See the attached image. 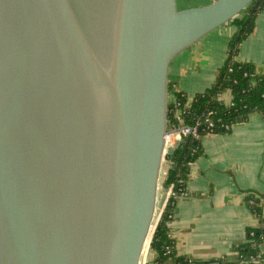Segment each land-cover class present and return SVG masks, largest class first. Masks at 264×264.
I'll use <instances>...</instances> for the list:
<instances>
[{"label": "water", "instance_id": "obj_1", "mask_svg": "<svg viewBox=\"0 0 264 264\" xmlns=\"http://www.w3.org/2000/svg\"><path fill=\"white\" fill-rule=\"evenodd\" d=\"M251 1L0 0V264H140L170 61Z\"/></svg>", "mask_w": 264, "mask_h": 264}, {"label": "crops", "instance_id": "obj_2", "mask_svg": "<svg viewBox=\"0 0 264 264\" xmlns=\"http://www.w3.org/2000/svg\"><path fill=\"white\" fill-rule=\"evenodd\" d=\"M180 1L181 8H186L213 0ZM233 30V25L226 22L170 61L168 80L174 90L186 94L188 102L215 80ZM235 58L252 63L257 71L264 69V10L257 15L252 32L241 42ZM223 95L230 98L229 91ZM199 144L202 152L190 164L187 193L174 206L170 237L176 255L220 264L234 259V248L244 241L247 228L260 224L246 199L250 193H264V115L253 111L228 132L201 136ZM163 166L167 169V163ZM165 197L164 188L158 201ZM261 217L264 220V206ZM259 254L251 264H264V241L259 244ZM145 264L153 263L148 260Z\"/></svg>", "mask_w": 264, "mask_h": 264}, {"label": "trees", "instance_id": "obj_3", "mask_svg": "<svg viewBox=\"0 0 264 264\" xmlns=\"http://www.w3.org/2000/svg\"><path fill=\"white\" fill-rule=\"evenodd\" d=\"M264 10V0H252L244 10L232 18L230 22L234 30L227 42L226 56L218 68L215 80L202 92L196 93L188 103L186 94L174 90L168 83L169 92L173 93L184 124L193 125L197 120L200 137L208 131V123H212V133H224L237 122L246 120L249 113L256 111L264 115V69L257 71L250 62L236 60L241 42L252 32L257 15ZM229 91L231 104H224L218 94ZM173 106L168 104V123L176 121L171 112ZM174 119V120H173ZM227 126V128H226ZM199 138L191 135L183 137L173 154L167 155L166 176L161 183L163 188L172 185L175 195L170 196L164 206L151 235L149 243L150 260L153 264H185L189 258L175 253L173 240L170 237V221L174 214V206L181 192H186V181L190 172V164L202 152ZM247 202L259 219V225L249 227L244 241L235 246L234 259L220 261V264H251L260 256L259 244L264 241V220L261 210L264 206V193H250ZM209 262H203L209 264Z\"/></svg>", "mask_w": 264, "mask_h": 264}, {"label": "built area", "instance_id": "obj_4", "mask_svg": "<svg viewBox=\"0 0 264 264\" xmlns=\"http://www.w3.org/2000/svg\"><path fill=\"white\" fill-rule=\"evenodd\" d=\"M224 92H221V93L218 94L219 98L224 102V104H226V105L231 104V98H232L231 94H230V98L227 100V99L224 98V95H223ZM169 103H171V105L173 106L171 108L172 116L178 122L171 123V124L168 123L167 132L164 135V157H163V164L164 163H167L168 164V161L166 159V156L168 154H166V150L169 147L174 146L177 141L180 142L181 139L183 137L187 136V135H191L194 138H199L200 137V134H199V131H198V128H197L199 122L196 120L193 125L184 124V122L182 121V117H181V109L178 107L177 102H176V99H175L173 93H171V92H169V96H168V104ZM207 126H208L207 127L208 128V131L206 132V134H212V132L210 131V129L212 127V123L209 122ZM226 128H227V126H226ZM166 170L167 169L164 168V166L161 167V172H160L161 174H160L158 189L159 188L161 190L164 189L161 186V183L163 182V180H164V178L166 176ZM165 190H166V197H165V199L163 201L159 202V205L157 206V208L155 210L153 230H154V227H155L158 219L160 218V215L162 214V211L164 209V206H165L168 198L170 196L175 195V193L173 191V188H172V185H169L167 188H165ZM158 194H159V192H158ZM185 194H186V192H181V194H180L179 197H182ZM151 235L149 237V240L146 243L147 244L146 248L144 247L145 248V251L144 250L142 251V258H141L140 264H145L146 261H147V259H146V253L149 251V243H150ZM185 264H205V263L198 262V261H194L192 259H188V261Z\"/></svg>", "mask_w": 264, "mask_h": 264}, {"label": "rangeland", "instance_id": "obj_5", "mask_svg": "<svg viewBox=\"0 0 264 264\" xmlns=\"http://www.w3.org/2000/svg\"><path fill=\"white\" fill-rule=\"evenodd\" d=\"M176 6H177V9H181V7H182V2L180 1V0H176ZM226 27H229V25H226ZM194 44V43H193ZM193 44H191L190 46L191 47H188V48H193L195 45H193ZM187 48V47H186ZM187 50H189V49H187ZM186 52V51H185ZM161 191V189L159 188L158 189V192H160ZM157 200H158V194H157ZM148 257H150V254H149V251L146 253V259L148 258ZM141 258H142V254H141Z\"/></svg>", "mask_w": 264, "mask_h": 264}, {"label": "bare ground", "instance_id": "obj_6", "mask_svg": "<svg viewBox=\"0 0 264 264\" xmlns=\"http://www.w3.org/2000/svg\"><path fill=\"white\" fill-rule=\"evenodd\" d=\"M147 244H145V248H146ZM145 248L143 249L145 251ZM151 256V255H150Z\"/></svg>", "mask_w": 264, "mask_h": 264}]
</instances>
